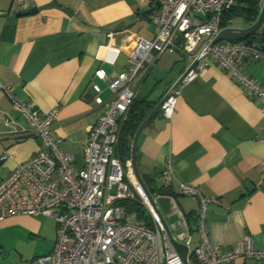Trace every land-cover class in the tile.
Listing matches in <instances>:
<instances>
[{
  "label": "crops",
  "instance_id": "0c3cea01",
  "mask_svg": "<svg viewBox=\"0 0 264 264\" xmlns=\"http://www.w3.org/2000/svg\"><path fill=\"white\" fill-rule=\"evenodd\" d=\"M30 8L33 13L18 15L12 0H0V82L11 85L17 100L30 102L41 113L58 109L51 133L58 149L72 154L80 169L88 127L111 97L94 72L101 68L116 76L126 70L125 45L136 37L154 40L159 27L151 18L156 10L151 0H31ZM255 42L264 46V41ZM163 56L135 84V99L151 101L153 108L189 66V60L177 54L188 64L176 71L171 66L158 86L156 77L149 83L154 68L164 71L172 64ZM244 68L264 87V59H249ZM93 83L102 89L101 105L94 100ZM43 149L21 110L0 93V154L11 155L0 163V182ZM136 160L153 189L162 187L161 171L171 161L172 184L164 188L166 194L153 197L179 241L184 242L186 232L192 237L190 248L198 243V200L179 193V183H186L216 199L206 213L214 246L231 248L250 235L255 246L264 249V99L251 96L230 71L210 61L183 85L172 118L159 111L141 132ZM42 218L11 216L0 224V264H28L36 257L26 256L23 244L43 232ZM56 229L54 221L56 236L45 254L53 249Z\"/></svg>",
  "mask_w": 264,
  "mask_h": 264
},
{
  "label": "built area",
  "instance_id": "2783aa9c",
  "mask_svg": "<svg viewBox=\"0 0 264 264\" xmlns=\"http://www.w3.org/2000/svg\"><path fill=\"white\" fill-rule=\"evenodd\" d=\"M30 1L12 0V4L18 12H27ZM234 3L235 0H151L156 10L151 21L159 27L154 40L136 37L125 45L128 67L118 75L109 76L101 68L94 72L95 78L106 84L111 97L97 122L88 127L80 169H76L72 154L58 149V140L51 133L58 109L41 113L30 102L17 100L11 85L0 82V93L21 110L31 133L45 147L16 165L0 182V224L11 216L40 214L56 223L53 249L30 259L28 264H184L136 181L130 159L122 163L115 157L118 123L126 119L136 98L135 84L167 52L187 58L189 65L197 59L198 62L163 103L160 113L166 119L175 113L181 87L195 79L210 61L230 71L234 81L251 96L264 99V87L244 68L249 59H264V46L245 39L213 43L219 32L234 22L230 19L223 26V13ZM91 87L95 102L103 104L100 85L93 83ZM10 156L8 151L2 152L0 163ZM172 178L171 161L167 160L160 174L161 185L170 187ZM179 193L196 198L199 205L198 243L192 252V237L186 232L184 235L189 264H233L237 259L264 264V249L257 248L250 235L231 248L211 243L206 213L215 198L186 183H179ZM136 196L148 209L151 226L120 205L122 200Z\"/></svg>",
  "mask_w": 264,
  "mask_h": 264
},
{
  "label": "trees",
  "instance_id": "16d2710c",
  "mask_svg": "<svg viewBox=\"0 0 264 264\" xmlns=\"http://www.w3.org/2000/svg\"><path fill=\"white\" fill-rule=\"evenodd\" d=\"M260 9V0H235L234 5L223 13V26L226 24V21L230 19L235 21L242 17L250 23H253L258 17ZM260 37L262 38V41H264V31L258 33L257 37L252 36L245 40L255 42L256 40L258 41ZM152 108L153 103L151 101L135 99L126 119L121 123L118 142L115 148V157H117L122 163H125L130 159L131 140L139 125L147 117ZM164 188L165 187L163 186L156 189L149 187L153 195L166 194L167 191ZM120 205L127 212L134 213L138 220H143L148 226H151V215L146 211V207L137 196L131 199L122 200Z\"/></svg>",
  "mask_w": 264,
  "mask_h": 264
},
{
  "label": "water",
  "instance_id": "95a60500",
  "mask_svg": "<svg viewBox=\"0 0 264 264\" xmlns=\"http://www.w3.org/2000/svg\"><path fill=\"white\" fill-rule=\"evenodd\" d=\"M33 9H29L27 12L20 11L18 12V15H26L33 13ZM264 24V0H262V6L259 11V15L257 19L247 28H235V27H227L222 29L219 34L214 39L213 43H217L220 41H235V40H243V39H249L252 36H256L258 34V31L261 27V25ZM259 42L262 41V38L260 37L258 39ZM198 59L192 62L181 74L179 79L174 83V85L167 91V93L160 99V101L155 105V107L150 111V113L147 115V117L141 122L138 129L136 130L132 143H131V151H130V162L133 174L135 176L136 181L138 182L143 194L145 195L148 203L150 204L151 208L159 218L161 224L164 227L165 233L168 236L173 248L175 251L179 254L181 260L184 264H189L188 262V252L189 248L187 245L182 243L181 241L177 240L171 231L169 225L167 224V221L165 220V217L163 216L159 205L157 204V201L153 197L152 192L150 191L149 187L147 186V183L144 179V177L141 175L137 160H136V149H137V143L138 139L140 137L141 132L143 129L147 126V124L158 114L160 111L163 103L166 101V99L173 93L175 89H177L180 84L182 83L183 79L187 76V74L195 67L197 64Z\"/></svg>",
  "mask_w": 264,
  "mask_h": 264
},
{
  "label": "rangeland",
  "instance_id": "374dc122",
  "mask_svg": "<svg viewBox=\"0 0 264 264\" xmlns=\"http://www.w3.org/2000/svg\"><path fill=\"white\" fill-rule=\"evenodd\" d=\"M251 24L252 23H250L249 21H247L246 19L242 17V18L236 19L231 25H229V27L247 28ZM163 57H164L163 58L164 60L168 59L170 63L172 64L171 65L166 64V68L164 67L165 69L164 71L159 70L158 68H154L153 72L150 75L149 83H152L153 77H156L157 86L158 84L162 82V80H165L166 77L172 72L171 66H175L174 67L175 69L173 70L176 71V69L180 70L182 69L183 66L188 64L187 60L184 61L183 59L179 58L177 54L167 52L164 54ZM174 59L176 62L173 63L172 61ZM145 89H147V86L145 87ZM146 211H148V209ZM42 222H43V228H44L43 232L40 235L34 236L33 239H30V240L26 239L24 241L23 250L25 251L26 256L32 257V256H41L45 254L49 250L56 236V231L54 230V221L50 219L48 216H45V218H42ZM176 237L177 239L181 240L178 235H176ZM194 248H195V245L192 244L191 252L194 250ZM244 264H257V263L254 262L253 260L248 259V260H244Z\"/></svg>",
  "mask_w": 264,
  "mask_h": 264
},
{
  "label": "bare ground",
  "instance_id": "6f19581e",
  "mask_svg": "<svg viewBox=\"0 0 264 264\" xmlns=\"http://www.w3.org/2000/svg\"><path fill=\"white\" fill-rule=\"evenodd\" d=\"M139 192H140V190H139ZM141 193V192H140Z\"/></svg>",
  "mask_w": 264,
  "mask_h": 264
}]
</instances>
